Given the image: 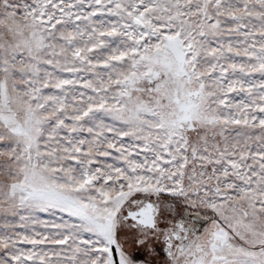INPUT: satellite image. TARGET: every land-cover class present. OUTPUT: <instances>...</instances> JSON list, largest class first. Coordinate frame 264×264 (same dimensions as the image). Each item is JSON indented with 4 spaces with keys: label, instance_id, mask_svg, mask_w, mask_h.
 I'll use <instances>...</instances> for the list:
<instances>
[{
    "label": "snow or ice",
    "instance_id": "6c2138e0",
    "mask_svg": "<svg viewBox=\"0 0 264 264\" xmlns=\"http://www.w3.org/2000/svg\"><path fill=\"white\" fill-rule=\"evenodd\" d=\"M0 264H264V0H0Z\"/></svg>",
    "mask_w": 264,
    "mask_h": 264
}]
</instances>
